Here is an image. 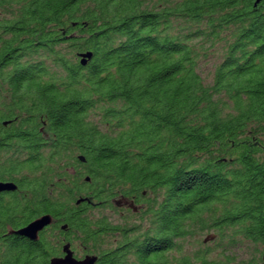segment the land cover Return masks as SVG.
<instances>
[{
	"label": "trees",
	"instance_id": "1",
	"mask_svg": "<svg viewBox=\"0 0 264 264\" xmlns=\"http://www.w3.org/2000/svg\"><path fill=\"white\" fill-rule=\"evenodd\" d=\"M254 4L0 0V168L21 176L0 228L52 217L37 242L0 248V264H49L62 237L95 264H234L240 252L264 264ZM121 197L141 214L116 221ZM207 231L214 248L189 247Z\"/></svg>",
	"mask_w": 264,
	"mask_h": 264
},
{
	"label": "flooded vegetation",
	"instance_id": "2",
	"mask_svg": "<svg viewBox=\"0 0 264 264\" xmlns=\"http://www.w3.org/2000/svg\"><path fill=\"white\" fill-rule=\"evenodd\" d=\"M4 168H6V167H4ZM7 174H8L7 169L2 170L0 168V184H13L15 186V189H13L11 191H0V205L1 206H4L5 203L9 202V199L11 197H18L19 196L18 182L21 180V176L15 175V177H14L15 179L13 181H11L6 176ZM16 179H17V181H16ZM112 202H114V203H112L113 204L112 206L115 207L114 211L116 212V210H117L119 212L120 218H122L126 221L130 220L133 217V215H135V217H137L138 214H141L140 212L143 211V208L145 205V204H142V205L138 206L132 200H128V199H125L123 197L119 198L118 200H113ZM3 224H5V226L0 228V248H3V249L7 248V247L19 248V247L23 246L25 241H30V242H37L38 241V239H37V241H31V240H29L23 236H19V235H16L13 233L14 231H17V230H19L25 226L17 227V228H10L6 222H3ZM46 228H44V230ZM61 240H62L61 254H60V256L53 257V258L64 257V252H63L64 247H68V249L72 253L73 258H75L77 260H81L86 256H90V255H84L81 257V256L76 255L75 252L71 249L70 243L68 241H66L63 237Z\"/></svg>",
	"mask_w": 264,
	"mask_h": 264
},
{
	"label": "water",
	"instance_id": "3",
	"mask_svg": "<svg viewBox=\"0 0 264 264\" xmlns=\"http://www.w3.org/2000/svg\"><path fill=\"white\" fill-rule=\"evenodd\" d=\"M262 0H255L254 6L260 3ZM91 57L90 54L82 55L81 64L84 65L86 63L85 59H89ZM15 189L13 184H0V191H11ZM52 224V217L50 215H43L41 217L36 218L31 221L25 227L14 231L13 233L19 236H23L31 241H37L39 233L44 230V228L50 226ZM208 239H213V236H209L204 240V243ZM64 257L62 258H52L49 261V264H95L97 258L94 256H86L81 260H77L73 258L71 251L68 247H64L63 249ZM264 260V257H263Z\"/></svg>",
	"mask_w": 264,
	"mask_h": 264
},
{
	"label": "rangeland",
	"instance_id": "4",
	"mask_svg": "<svg viewBox=\"0 0 264 264\" xmlns=\"http://www.w3.org/2000/svg\"><path fill=\"white\" fill-rule=\"evenodd\" d=\"M211 70V68L209 66H207L204 70H203V76L207 75V73ZM114 203V202H113ZM104 215H106L108 218L112 217L113 214L110 213L109 211L104 210ZM116 221H123L120 218V215L116 216ZM213 232H204L201 234H196L190 241H189V247L190 248H197L200 243L204 244L206 246H209V248H214V245L212 244V241L215 240V237L212 234ZM209 236H213V239H208L205 243L204 240L207 239ZM218 255V252L216 251L212 257H216L215 255ZM231 255V254H230ZM237 256L231 255L229 256L232 259V262H234V264H246V260L248 258V254H244L243 252L237 253ZM218 257V256H217ZM257 264H260V262H258Z\"/></svg>",
	"mask_w": 264,
	"mask_h": 264
}]
</instances>
